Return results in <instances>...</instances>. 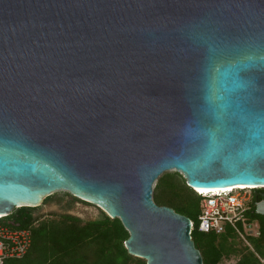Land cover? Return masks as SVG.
Segmentation results:
<instances>
[{
	"label": "water",
	"instance_id": "1",
	"mask_svg": "<svg viewBox=\"0 0 264 264\" xmlns=\"http://www.w3.org/2000/svg\"><path fill=\"white\" fill-rule=\"evenodd\" d=\"M171 171L264 217V0H0V215L66 191L147 264H204Z\"/></svg>",
	"mask_w": 264,
	"mask_h": 264
},
{
	"label": "trees",
	"instance_id": "2",
	"mask_svg": "<svg viewBox=\"0 0 264 264\" xmlns=\"http://www.w3.org/2000/svg\"><path fill=\"white\" fill-rule=\"evenodd\" d=\"M257 191L263 193L260 189ZM153 199L157 205L173 208L191 219L194 223L192 238L201 251L204 264H221L225 257L232 255L240 257L237 264H253L247 262L241 246L234 244L239 239L231 230L220 235L199 230L202 196L187 185L181 174L175 172L161 176ZM36 209L16 208L5 218L13 227L30 230L32 243L25 256L7 259L4 264H147L144 259L129 254L125 242L130 234L118 218L112 219L103 213L97 220L85 221L63 215L59 220H46L35 225L38 221ZM248 216L261 219L260 237L253 240L264 245V221L256 214L254 201ZM254 264L262 263L257 258Z\"/></svg>",
	"mask_w": 264,
	"mask_h": 264
},
{
	"label": "built area",
	"instance_id": "3",
	"mask_svg": "<svg viewBox=\"0 0 264 264\" xmlns=\"http://www.w3.org/2000/svg\"><path fill=\"white\" fill-rule=\"evenodd\" d=\"M258 189L264 193V186ZM199 195L202 196L201 212L198 217L201 232H214L220 235L231 230L239 240L247 244L249 237L259 233L257 221L248 216L255 197L254 187ZM6 217L0 215V264H4L10 258H22L32 243L31 231L13 227L9 220H5Z\"/></svg>",
	"mask_w": 264,
	"mask_h": 264
},
{
	"label": "rangeland",
	"instance_id": "4",
	"mask_svg": "<svg viewBox=\"0 0 264 264\" xmlns=\"http://www.w3.org/2000/svg\"><path fill=\"white\" fill-rule=\"evenodd\" d=\"M167 173H175V171ZM156 184L157 182L154 185V189L156 187ZM252 194L254 195V191L252 192ZM103 213L104 211L98 206L73 197L66 191H59L43 199L41 205L37 207L35 215L38 218V221L35 225H38L42 223V221L46 220H59L63 215L75 216L85 221L97 220L102 217ZM236 241L237 242L234 244L239 247L241 246L245 258L248 259L247 262L254 264L257 258L259 260H264L263 244L254 241L253 238H248V244L237 239ZM88 252L90 255L92 254L90 250H88ZM239 259L240 257L238 255H232L230 257H225L222 260L221 264H237V261Z\"/></svg>",
	"mask_w": 264,
	"mask_h": 264
},
{
	"label": "bare ground",
	"instance_id": "5",
	"mask_svg": "<svg viewBox=\"0 0 264 264\" xmlns=\"http://www.w3.org/2000/svg\"><path fill=\"white\" fill-rule=\"evenodd\" d=\"M235 188H252L247 186H236V187H230V188H221V189H213V190H203V189H197V193H209V192H220V191H233Z\"/></svg>",
	"mask_w": 264,
	"mask_h": 264
},
{
	"label": "flooded vegetation",
	"instance_id": "6",
	"mask_svg": "<svg viewBox=\"0 0 264 264\" xmlns=\"http://www.w3.org/2000/svg\"><path fill=\"white\" fill-rule=\"evenodd\" d=\"M262 201V198L261 197H259L258 198V202H261ZM254 203H255V206H256V204H257V202H256V199H255V197H254ZM259 216H261V215H259ZM261 218L263 219V221H264V217L263 216H261ZM256 221H257V228H258V230H260V227H261V219H258V218H256L255 219ZM260 231H259V233L257 234V235H253V236H251V238H257V237H260ZM261 260V262H262V264L264 263V260L263 259H260ZM238 262V261H237Z\"/></svg>",
	"mask_w": 264,
	"mask_h": 264
},
{
	"label": "clouds",
	"instance_id": "7",
	"mask_svg": "<svg viewBox=\"0 0 264 264\" xmlns=\"http://www.w3.org/2000/svg\"><path fill=\"white\" fill-rule=\"evenodd\" d=\"M199 194V193H198Z\"/></svg>",
	"mask_w": 264,
	"mask_h": 264
}]
</instances>
